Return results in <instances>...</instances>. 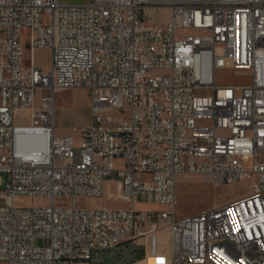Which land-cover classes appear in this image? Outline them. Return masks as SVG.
Here are the masks:
<instances>
[{
  "label": "built area",
  "instance_id": "2783aa9c",
  "mask_svg": "<svg viewBox=\"0 0 264 264\" xmlns=\"http://www.w3.org/2000/svg\"><path fill=\"white\" fill-rule=\"evenodd\" d=\"M63 1L0 0V264H93L143 238L130 264L155 246L164 264H264V0ZM219 69L252 80L220 85ZM71 88L90 101L77 154L56 126V92ZM183 174L251 186L180 215ZM106 196L128 204L82 206Z\"/></svg>",
  "mask_w": 264,
  "mask_h": 264
},
{
  "label": "rangeland",
  "instance_id": "374dc122",
  "mask_svg": "<svg viewBox=\"0 0 264 264\" xmlns=\"http://www.w3.org/2000/svg\"><path fill=\"white\" fill-rule=\"evenodd\" d=\"M64 3L83 5L88 0H64ZM169 16V12L166 11ZM198 32L192 29L179 30L178 35L185 37L194 35ZM23 46L26 51V58H30L31 49L29 41L23 38ZM34 58L37 65L48 70L50 67V51L45 48L37 49L34 52ZM216 79L220 85L230 84H249L252 80V74L249 71L238 72L234 69H219L216 71ZM89 100L88 92L84 89L71 88L59 90L56 92V126L59 135H71L75 142V153L77 154L81 148L82 136L78 132H74L75 128L85 126L89 122ZM116 116H122L120 111L116 112ZM251 181H240L229 186H214L202 181L200 176L183 174L178 177V212L180 215H191L205 211L211 207L219 206L230 202L233 199L241 197L249 191ZM4 186H1L3 189ZM110 188L114 189V183L110 182ZM18 205L32 204L30 199H16ZM107 204L111 207H121L124 202L114 200L106 196L103 199L87 200L82 203L84 207H92L94 205ZM155 202L140 199L136 203V208L140 211L158 208ZM158 246V245H157ZM132 242H124L115 249L100 251L94 255L93 264H117L118 256L123 257L121 264H130L133 260H139L145 254L143 246H136L135 254L132 249ZM158 251L161 248L157 247ZM166 249V248H165ZM161 253H166L161 251ZM104 259V263L101 260Z\"/></svg>",
  "mask_w": 264,
  "mask_h": 264
},
{
  "label": "crops",
  "instance_id": "0c3cea01",
  "mask_svg": "<svg viewBox=\"0 0 264 264\" xmlns=\"http://www.w3.org/2000/svg\"><path fill=\"white\" fill-rule=\"evenodd\" d=\"M86 91V90H85ZM87 103H89L90 104V102H89V100H88V97H87ZM88 118L90 119V114H89V112H88ZM120 201H122V202H124V204L121 206V207H124V206H127V202L126 201H123V200H120ZM157 205V204H156ZM159 208V207H158ZM156 209V208H155ZM163 240V239H162ZM162 240L161 239H158V243H162ZM126 242H130V241H126ZM138 243L139 244H137L136 246H143L144 247V251H145V254H144V256L142 257V258H140L139 260H136V261H140V260H142L144 257H145V255H146V253H147V250H149V248H150V246H151V244H152V241L148 238H143V239H141V240H139L138 241ZM156 243H157V241H156ZM147 245V246H146ZM153 246V245H152ZM136 251V250H135ZM154 252H157V248H156V246H155V248L153 249V251H150L149 252V255H150V258L147 260V261H143V262H140V263H138V264H164V259L163 258H161V257H155V256H153V253ZM134 261V260H133Z\"/></svg>",
  "mask_w": 264,
  "mask_h": 264
},
{
  "label": "bare ground",
  "instance_id": "6f19581e",
  "mask_svg": "<svg viewBox=\"0 0 264 264\" xmlns=\"http://www.w3.org/2000/svg\"><path fill=\"white\" fill-rule=\"evenodd\" d=\"M90 102V101H89ZM90 106V105H89ZM234 200V199H233ZM213 259H220V252H213Z\"/></svg>",
  "mask_w": 264,
  "mask_h": 264
},
{
  "label": "snow or ice",
  "instance_id": "6c2138e0",
  "mask_svg": "<svg viewBox=\"0 0 264 264\" xmlns=\"http://www.w3.org/2000/svg\"><path fill=\"white\" fill-rule=\"evenodd\" d=\"M234 223H235V221H234ZM236 230L239 231V228H237Z\"/></svg>",
  "mask_w": 264,
  "mask_h": 264
}]
</instances>
